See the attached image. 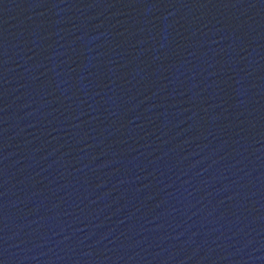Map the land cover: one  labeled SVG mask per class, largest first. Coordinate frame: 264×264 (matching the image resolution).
<instances>
[{
  "label": "water",
  "instance_id": "water-1",
  "mask_svg": "<svg viewBox=\"0 0 264 264\" xmlns=\"http://www.w3.org/2000/svg\"><path fill=\"white\" fill-rule=\"evenodd\" d=\"M0 264H264V0H0Z\"/></svg>",
  "mask_w": 264,
  "mask_h": 264
}]
</instances>
